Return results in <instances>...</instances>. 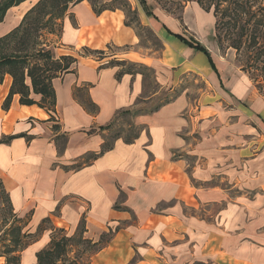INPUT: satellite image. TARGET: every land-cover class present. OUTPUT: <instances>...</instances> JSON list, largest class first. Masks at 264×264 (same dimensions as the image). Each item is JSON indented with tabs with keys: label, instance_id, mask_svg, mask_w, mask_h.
<instances>
[{
	"label": "crops",
	"instance_id": "obj_1",
	"mask_svg": "<svg viewBox=\"0 0 264 264\" xmlns=\"http://www.w3.org/2000/svg\"><path fill=\"white\" fill-rule=\"evenodd\" d=\"M37 1L10 7L0 38ZM190 9L189 36L209 52L215 71L174 36L187 39L167 15L138 16L162 45L157 56L141 55L122 11L96 15L84 0L68 8L60 35L47 40L56 57L76 59L52 80L54 111L20 105L18 95L4 110L12 83L4 76L0 179L13 213L27 221L22 233L42 229L18 253L19 264H35L53 230L73 236L81 220L84 239H102L89 264H264V93L235 65L234 53L202 44L201 37L214 36L215 19ZM107 46L129 50L101 60L80 52ZM112 58L131 72L117 77L122 67L107 65ZM190 75L202 84L194 94L183 84ZM74 89L85 90L95 112ZM124 111L137 112L130 117L137 138L117 139L91 159L109 132L101 128Z\"/></svg>",
	"mask_w": 264,
	"mask_h": 264
},
{
	"label": "trees",
	"instance_id": "obj_2",
	"mask_svg": "<svg viewBox=\"0 0 264 264\" xmlns=\"http://www.w3.org/2000/svg\"><path fill=\"white\" fill-rule=\"evenodd\" d=\"M23 1L25 0H1L0 21L10 7ZM81 1L84 0H38L24 15L20 25L0 38V84L5 75L12 78L9 93L2 105L4 110L8 109L12 96L18 95L20 105H37L47 111H54L56 98L52 80L70 72L76 59L67 55L56 57L47 39L45 40L42 35L43 33L60 35L61 23L68 8ZM86 1L89 2L96 15L103 11H122L125 16L124 25L132 28L136 36H138L137 29L146 28L140 24L137 11L131 9L125 0H112L108 3L97 2V0ZM136 1L146 17L155 19L153 8L146 0ZM153 1L160 7L159 9L181 21L183 5L192 0ZM195 2L203 11L211 12L215 19L213 40L219 51L234 50L235 60L240 70L259 93H264V0H195ZM168 4L170 6H167ZM172 5L176 8H172ZM174 36L187 47L204 54L215 71L209 52L199 42L193 38L185 39L177 34ZM160 46L161 49L162 45ZM110 48L107 46V50ZM83 51L87 53L86 56L98 55L99 60L106 54L104 51H92L87 48ZM107 65L122 67L117 77L123 73H130L133 68L125 61L115 58L109 60ZM143 75L149 82V74L143 73ZM31 95L39 96V101L33 100ZM73 95L79 99L85 109L90 112L96 111L95 106L87 99L85 90L74 89ZM136 113L120 112L111 124L101 130L110 131L121 118L132 117ZM127 129L128 134L125 136H123L124 130H119L113 133L111 141L105 138L100 151L92 154L91 159H96L111 150L117 139H122L127 144L132 143L137 138L138 131L131 123L127 124ZM26 224L27 221L17 218L13 213L8 194L0 179V231L5 228L3 235L7 238L2 242L7 244H4L3 252L0 253V257L5 258L4 264H19L18 253L42 230L39 227L34 235L22 233ZM84 231L83 220L80 221L73 236L67 237L62 230H53L48 246L36 254L35 264H89L88 259L83 262L76 255L69 256L71 249L80 244L86 246L89 250L88 254L100 249L102 239L97 243H92L84 239Z\"/></svg>",
	"mask_w": 264,
	"mask_h": 264
},
{
	"label": "rangeland",
	"instance_id": "obj_3",
	"mask_svg": "<svg viewBox=\"0 0 264 264\" xmlns=\"http://www.w3.org/2000/svg\"><path fill=\"white\" fill-rule=\"evenodd\" d=\"M99 1H103V2H111L112 0H97V2ZM129 6L131 7V9L133 10H136L137 13H138V16H143V12L138 4V2L136 0H125ZM147 3L149 5H151V7L153 8V12L155 14H157V16H161L162 14L163 15H167L168 17L172 18L173 20H176L174 16L172 15H169L167 13H165L164 11H162L161 9H159L160 7H158L156 4H155V1L153 0H146ZM174 4V3H173ZM194 4V5H193ZM167 6H170L169 4ZM194 6H196L197 8L201 9L199 7V5L195 2V0H192L191 2L189 3H186L183 5L182 7V13H181V21H177V33L185 36L187 39L188 38H191V36H189L191 34V31L190 29L193 28V19H192V15H193V10H191L190 8H194ZM172 8H176L175 5H172ZM201 12L204 13V14H207V15H211L212 13L211 12H205L203 11V9H201ZM143 18V17H142ZM185 19V20H183ZM140 22V21H139ZM141 24V23H140ZM185 24V25H184ZM142 25V24H141ZM144 26V25H142ZM146 27L147 29H149V31L145 28V29H137L136 30V33H137V37H138V45L135 47V51L138 53V54H141V55H159L160 54V40L157 38V36L155 35V33L147 26H144ZM57 34H53V36L55 37ZM51 35L47 34V33H43L42 37H44V39L48 40ZM194 39V37H192ZM201 41L203 42L202 44L209 48L211 50L212 47L214 46H217L216 43L214 42L213 40V36H207L206 38L205 37H201ZM225 46V45H224ZM127 47L125 48H116L114 46H112L110 48V50H107V49H104V52L107 53V56L111 55V54H122L124 51H127ZM213 49V48H212ZM214 51L216 52V54L219 52L220 55H225L228 53H234V56H235V51L232 50V49H226L224 50L223 52H220L218 47H214ZM129 50V49H128ZM82 55H87V53H85L83 50L80 51ZM89 55V54H88ZM91 57H94V58H100L98 55H89ZM234 62H235V65L238 67L239 65L237 64L235 58L233 59ZM197 79L195 76H188L186 79H185V83H183L185 86H188L191 90V92H193L192 94H194V92L196 91V87H201L202 84L198 81V83L195 85L193 83V81ZM131 123V118L129 116H125L123 117L122 119H120L113 127L112 130H110L108 132V135L106 137L107 141H111V137L114 135L113 133H115L116 131H119V130H124L123 131V136L127 135L128 134V129H127V124H130ZM2 231V230H1ZM0 231V253L3 252V246L4 244H7L6 242L5 243H2L3 241H5L7 238L3 235V233ZM72 252L70 253V257H73L74 255L78 256L80 258L81 261L85 262L87 261V255H89V250H87L86 246L84 244H80L78 246H74L72 249Z\"/></svg>",
	"mask_w": 264,
	"mask_h": 264
}]
</instances>
